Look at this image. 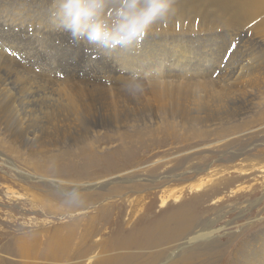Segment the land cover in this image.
Listing matches in <instances>:
<instances>
[{"label": "bare ground", "instance_id": "bare-ground-1", "mask_svg": "<svg viewBox=\"0 0 264 264\" xmlns=\"http://www.w3.org/2000/svg\"><path fill=\"white\" fill-rule=\"evenodd\" d=\"M55 11L56 0H0V73L4 70L9 77L14 74L29 85L46 83V77L51 88L48 104L55 106L53 110L45 105L37 117L41 124L37 129L47 133L49 140L37 141L36 132H30L29 144L14 143L11 150L28 151L34 170L42 167L43 160L49 163L47 150L53 153V163L66 162L50 174L70 185L69 191L58 189L69 211H55L50 206L48 212L88 215L17 238L13 247L0 249V264H215L217 242L196 211L182 205L159 216L153 211L139 215L141 211H124L121 205L113 208L107 203L116 197L115 193L91 194L95 186L84 189L78 184L101 185L112 176L110 173H125L126 166H130L126 160L134 158L132 149L146 147L142 133L152 129L153 135L160 125L167 128V133L190 131L194 138L243 127L240 112L216 119H211V114L224 113L228 101L239 106V100L251 104L263 101L264 66L249 69L244 64L236 69L225 68L220 75L215 64L218 56L214 62L204 61L200 51L192 55L188 44L218 38L230 41L243 34L241 41L252 44L264 57V0H177L171 21L154 25L139 48L118 49L109 55L97 54L94 46L76 41L66 30H58L53 23ZM35 43L42 49L35 48ZM208 47L212 50L216 46ZM162 48L179 59L169 58ZM61 51L70 53L63 63L55 60L59 54L65 56ZM40 56L43 64L35 65L34 60ZM134 72L150 74L153 82L131 104L114 83H125ZM82 79L96 85L85 84ZM6 80L0 76V92L6 90L8 94L12 88L6 89ZM156 115L158 127L150 123ZM98 139L120 144L110 156L104 154V147L95 145ZM157 140L148 142L158 145ZM115 155H123V164L113 160ZM203 184L196 186V191ZM94 203L98 207L93 213L83 211ZM251 239L228 253L232 256L229 264H264V241ZM228 246L221 249L220 257L229 251Z\"/></svg>", "mask_w": 264, "mask_h": 264}, {"label": "rangeland", "instance_id": "rangeland-1", "mask_svg": "<svg viewBox=\"0 0 264 264\" xmlns=\"http://www.w3.org/2000/svg\"><path fill=\"white\" fill-rule=\"evenodd\" d=\"M242 35H237L230 41H221L218 38L202 44L186 43L190 48L188 50L193 52L192 55L200 51V58L202 57L204 61L209 59L214 62L215 56H218V63L215 64L220 68L218 71L220 75L225 68L236 69L244 64L249 69L264 66V57H260L262 52L257 51L252 44H244L245 40L241 41ZM1 41L3 42L0 39ZM36 44L34 47L40 48ZM213 44L216 47L209 49L208 46ZM2 48L6 50L5 47ZM167 48L171 49L170 46ZM162 50L169 58L179 59L178 55L174 57L167 50L163 48ZM6 52L10 53L9 50ZM63 55L65 56L60 54L55 56L58 57L55 60L62 62L68 55L70 56V53ZM41 57H36L35 65L43 64L44 58ZM218 73L216 76L219 75ZM0 76L7 78L5 83L9 85L6 89L12 88L8 94L4 93L6 90L0 92V111H4L0 114V249H2L5 246L13 247V241L17 238L39 231L41 228H52L75 221L77 218L86 217L88 213L76 212L65 216L60 213L52 215L48 212L49 209L69 211L68 206L61 201L62 197L58 189L69 191L70 185L50 174L56 168L66 165V162L53 163V153L47 150L46 157L49 163L44 164L43 160L42 167L34 170L28 161L30 160L28 151L20 150L21 153H18L11 150L14 143L21 142L25 146L29 144L27 135L30 132H36L37 141L49 140L47 133L39 132L40 128L37 129L41 126L37 117L49 103L48 95L51 94L49 80L45 77L46 83L29 85L30 82L16 78L14 74L10 73L9 77L4 70L1 71ZM82 81L85 84L96 85L88 80L82 79ZM116 83L114 85L121 88L122 84ZM123 96L127 97L132 104L133 97L127 94ZM228 102L229 104L227 103V107L223 110L224 113H212L211 119L235 114L232 111L240 112L239 121L244 126L239 127V130L194 138L190 131L178 129L174 134L167 133L164 131L167 128L160 125L158 131H152L153 135H151L152 129L142 133L145 140L142 144L146 147L132 149L134 158H131L129 162L126 160L130 166H126L125 173L119 176L116 175L117 173H110L112 176L106 178L101 185L82 182L78 184V187L85 189L95 186L91 194H104L107 191L109 195L115 193L116 197L106 201L107 203L114 205L113 208L121 205L124 211L134 209L141 211L139 215L144 211H153V215L159 216L165 211H175L182 205L196 211L212 231L211 234L217 242L213 262L229 264L232 256L228 253L235 250L244 240L252 238L253 242H258L259 239L264 241V100L253 101V104L243 103L241 100L236 102L242 106ZM48 105L55 110V106ZM119 110L124 111L121 108ZM209 110H212V107ZM157 116L150 123L152 125L157 123L154 126L158 127ZM147 121L146 126H149ZM225 122L227 121L222 123ZM155 139H158V145L148 142ZM119 144L106 139H98L95 142L96 146L105 148L104 154L110 156ZM112 158L119 165L123 164V155H115ZM107 183L109 185L105 186ZM202 183H204L202 187L196 191V186ZM64 198L69 199L68 195ZM97 207V203H94L89 209L83 211L93 213L94 208ZM227 245H229V251L220 257L219 252Z\"/></svg>", "mask_w": 264, "mask_h": 264}, {"label": "clouds", "instance_id": "clouds-1", "mask_svg": "<svg viewBox=\"0 0 264 264\" xmlns=\"http://www.w3.org/2000/svg\"><path fill=\"white\" fill-rule=\"evenodd\" d=\"M177 0H56L53 23L76 41L94 46L97 54L139 48L154 25H165L176 13ZM153 77L134 72L121 85L133 98L142 95Z\"/></svg>", "mask_w": 264, "mask_h": 264}]
</instances>
